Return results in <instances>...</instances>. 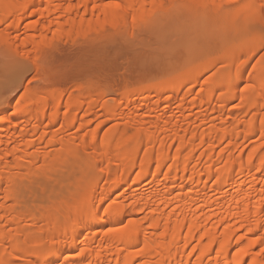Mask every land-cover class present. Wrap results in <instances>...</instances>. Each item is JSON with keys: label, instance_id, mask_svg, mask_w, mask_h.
Here are the masks:
<instances>
[{"label": "bare ground", "instance_id": "obj_1", "mask_svg": "<svg viewBox=\"0 0 264 264\" xmlns=\"http://www.w3.org/2000/svg\"><path fill=\"white\" fill-rule=\"evenodd\" d=\"M192 1L216 20L234 0ZM174 5L168 0H0V26L6 31L0 37L6 47L30 59L39 78L43 75L52 82V74L61 70H55L57 62L54 65L51 58L63 38L110 37L128 28L136 38L144 23H154L162 13L180 19ZM263 5L258 0H235L230 12L251 24ZM26 18L35 20L23 27ZM180 37L169 40L171 44L158 38L164 47L165 41L167 48L172 45L174 59L166 56L171 63L164 64L158 59L157 72L147 66L151 55L143 52L149 60L144 55L148 63L133 68L137 84L132 73L136 71L130 70L135 81L125 77L135 85L125 82L129 87H123L117 98H108L112 90H106L103 77L88 73L84 75L90 79L75 78L73 87L69 85L73 92L69 89L67 94L63 87L43 81V86L28 87L15 101L0 98V123H7L5 133H0V264H264V72H249L245 81L238 76L240 65L229 79L217 68L202 81L214 61L201 66L193 59L201 43ZM260 47L244 57L231 50L227 58H241L243 64ZM24 68L16 62L0 67L1 95L23 79ZM108 70L102 69L107 74ZM150 72L162 75L158 84L151 82ZM234 99L238 105L229 106ZM161 103L163 111L154 113ZM175 103L173 111H164ZM8 105L11 111L6 110ZM234 107L228 121L225 111ZM117 117L126 118V125L105 130L106 122ZM74 128V134L68 132ZM36 141L44 142V149L30 151ZM58 143L60 150L52 151ZM38 162L51 174H64L68 165L80 172L78 184L62 199L61 207L74 199L65 220L56 226L53 220L60 217H50L45 237L21 228L30 207L20 206L25 198L18 179ZM5 225L21 237L11 236ZM20 228L23 233H14Z\"/></svg>", "mask_w": 264, "mask_h": 264}, {"label": "rangeland", "instance_id": "obj_2", "mask_svg": "<svg viewBox=\"0 0 264 264\" xmlns=\"http://www.w3.org/2000/svg\"><path fill=\"white\" fill-rule=\"evenodd\" d=\"M168 1H172L176 4V5H174V8L175 7L177 8V9L175 8V10H174V11L177 10L175 14H177V15L181 14V18L183 15L184 23H183V21H181L182 20L181 18L178 19L176 17V15L174 14V11H173V14L175 15V17H168V15H166V14L163 15V13H162V14H160L161 16H159L155 19L154 23L153 22H149V24L144 23L142 25V31L141 32H140V30L137 31L138 34L136 35V38L134 37L135 33H134V36L132 37V32H131L132 30L130 28H128L129 30L127 29V30L122 31L121 34L118 33V35L115 34V35H112L110 37L109 36L106 37V35L105 36L101 35L100 37L93 36V38L91 36H88V37L87 36H83V37L81 36V37L74 38V39L69 38L70 40L67 38L66 39L63 38L64 39L63 43L61 42L59 48L55 49L54 50L55 52L53 51L54 53L58 54V56L55 54L57 56L56 57L53 54L54 58L53 57L51 58V59H54V60H52L54 65H55V62H57L55 65L56 67L54 66L55 70H61L58 72L55 71L56 75L52 74L53 75L51 77V79L53 78V80H51L52 82L45 81L46 78H44L43 75H41L42 78H39L38 74H41V73L37 72L36 69H34L30 59L29 60L25 59L26 57L22 56L19 52L14 51V49H12V47L8 48L9 45L6 47V45H4L5 43L2 42L3 41L2 37H0V41L2 39V41L0 42V67L2 65L4 66V65L9 64V62L11 64L16 62V63L20 64L21 66L24 65L25 66L24 70H26L25 72L23 70V72H24L22 75L23 79L20 80V82L18 81V82H16L17 84H15V83H14L15 85L12 84L14 86L10 85L11 87L9 86L10 87L9 89H7L8 88L7 87L5 90L1 91L2 95L0 93V96H1L0 98L2 99V96H3V98L6 97L9 99V97H10V99H9L10 101H13V100L15 101L16 99H18V97L23 95L22 93H24V91H26L28 87L29 88H32L34 86L39 87L41 85L43 86L44 84L48 85V83L49 84L51 83L50 85L54 84L56 87H59V88L63 87L62 88V89H64L63 91L65 92V94H67L68 92H71V91L73 92V90H71V88H69L70 87L69 85H71V84H72L71 86L73 87V83H74L73 80H75V78L77 79L75 81L84 80L85 78L88 79L90 76L86 77L87 73L89 75H92L93 77H96V76H94L96 74H99L101 77H103L104 79L101 78L99 75H97L98 78H100L101 80L103 79L106 82V84H107L106 90H110V91L112 90L111 93L108 92L109 93V95H107L108 98H111V97L117 98V96H119L118 94H120V91L122 92V90L125 89L130 84V81H132V82L135 81L137 74L135 75L134 73H137V71L133 70V68L137 69L138 68V67H136L137 64L139 65V68H141L140 66L144 67V65H146V63H148V62L145 63V60L148 59L149 57H151L150 59L152 61V64L150 63L151 62L150 61L149 62L150 65H147V66L150 67L151 69H154V71L157 72V70H158L157 66H160V61H161V64H164L165 62L167 63L168 59H166V56H169L171 59H174L173 55H172V53H174V51H173L174 49L172 50L173 52L171 50H169L172 45L169 48H167L169 46V44H167V42H170L169 40H171L172 42H175V38L178 39V37H180V34H181L180 39L185 37L182 35L184 33L182 31L185 28L187 30H184V31H188V32H185L184 34L186 36H189L188 38H192L194 40L193 43L194 42H198V44L201 43L199 45L200 48L198 46H196L199 48V50L201 49L200 50L201 52L203 50H205V48H206V50L203 51L202 53L199 50L197 51V53H194V52H196L195 50L198 49L196 47H195V50L192 49L193 50L192 53H194V55H193L194 61L195 60H197L196 62L199 61V63H201V66H203L205 68L207 66V63L209 64L210 61H214V63L212 62L213 66L211 67V69L205 70V72L201 78L202 81H204L205 79H208L209 78L208 76L212 75L218 69L223 71V72L225 71V73H223V72L222 73L227 74V79H229V76L230 77L233 76V74L236 70V67H238L239 65L241 67L238 70V76L242 79H245L246 75L249 72H258V73L264 72V5L262 6V9L258 13L259 16H257L255 23L251 22V24H248L249 22L246 19H245L246 20L245 21L243 19L244 18L243 16H241L242 17L241 18L240 16H234L233 14H231L230 10H231V7L233 6V5L231 6V4L235 0L232 3L229 2V4L226 7V10L225 9L221 10L220 15L217 16L216 20L214 19V17H213V19L209 18V17H212L211 15H213V13H210L211 14L210 16L209 15L207 16L206 14L204 15V13H202L203 10H202L201 6L195 5L194 1H192V0H168ZM258 1L264 2V0H258ZM216 15L214 14V16H216ZM166 17H168V19ZM174 18H175V20L177 19L179 21L178 22L179 24L177 23V21L174 20ZM33 20H35V18L34 19L33 18H31V19L26 18L25 20H23L22 26L24 27L26 25V23L28 24V22L33 21ZM185 20H186V24H185ZM174 23L175 24L177 23L178 26H176ZM23 24H25V25H23ZM173 24L175 27H181L182 26L183 29H182V27L180 28L182 31L179 28L173 27ZM171 25H172V28H171ZM179 25H181V26H179ZM189 26H191V27H189ZM194 26H196L198 28L195 29ZM4 27L0 26L1 36L3 35L2 34L3 32H6ZM168 28H170L169 31H168ZM174 28H175V30L179 29V30H176V33L178 31L180 32V34L177 33L178 36H176L177 34L174 33V31H175ZM192 28L195 29L196 31L192 30ZM200 28H202V29H200ZM165 30L167 32H163ZM198 30H199L200 35L202 34V31H204L202 35L205 37H203V36L200 37L202 40L200 38L199 39L196 38V37H199L198 36L199 35ZM171 32H173L171 35L175 34V36L172 37L170 35ZM247 32H249V34H251V35L249 36V34H248V36H247L246 35ZM208 33L210 35H208ZM196 34H198V35L196 36ZM207 35H208V37H206ZM170 37H172V39ZM131 38L133 40H130ZM134 38H135V40H134ZM158 38L166 40L167 42L165 41L164 43H166L165 45H167V46L164 47L163 40L159 41ZM188 38L185 37L184 39L186 40ZM195 38H196V41H195ZM203 38L206 40H204ZM192 39H190L191 42H192ZM65 40H68V41H65ZM145 40H147V42H149V44H147L146 42H144L145 44H141V43H143L141 41H145ZM190 40H187V42ZM197 40H200L201 42L197 41ZM204 42H206V43L204 44ZM130 44H132V45H130ZM146 44L151 45V46H149V50H148V48H146L147 46L144 47ZM170 44H171V42H170ZM202 46H204L203 47L204 49L201 48ZM259 46H261L260 49L256 53H254L248 61H246L243 64L240 62L241 58H235V59H228L227 58V56L229 55V52L231 50H236L235 52H240L239 54H241V57L242 56L244 57V54L247 55L248 53L249 54L252 53V51L255 50L256 48H258ZM140 48H142V49H140ZM137 52H139V53L142 52V53H141V55L138 54L136 56ZM143 52L144 53L147 52L145 54H147V55L150 54L151 56L147 57L145 54H143ZM156 53H157V56L155 55ZM133 55H135L136 57H134ZM144 55L146 56V59H144ZM99 56H100V59L101 58L104 59V60L101 59L102 60L101 64L99 63V62H101V60L98 59ZM105 56H106V58H104ZM138 56H141V59L143 57L144 61L142 62V60H139L140 57L138 59H136ZM55 58H57V59H55ZM155 58L157 60L160 58L163 60L157 61ZM135 59H136V61H135ZM20 60H21V62H20ZM155 60H156V62H155ZM105 61H107V62H105ZM207 61H209V62H207ZM130 62H131V64H130ZM162 62H164V63H162ZM168 62L171 63L170 60ZM103 63H106V65L103 66L102 65ZM199 63H197V64H199ZM177 64H176V66H178ZM27 66H28V68H27ZM103 67L105 68V72H106V69L107 70L109 69L108 74L103 72L104 71ZM98 69H101V70H99L100 72L98 71ZM102 69H103V71H102ZM146 69H147V67H146ZM130 70L136 71V72L131 71L135 75V79H131L129 77V76H132V73L130 72ZM144 70H145V68H144ZM178 70H179V68H178ZM70 71L72 73L75 72V74H72ZM145 71H147V70H145ZM68 72L71 74V76L68 75L69 74ZM127 72H128V74H127ZM110 73L111 74L113 73L112 77H111ZM150 73H151V77H152L151 82L154 81L155 84H158L159 80L161 78L160 76H162V75H160V74L158 75V73L157 74L154 73L155 76H152V72H150ZM84 74H86V76ZM101 74H104L105 76L101 75ZM146 74H145V76H146ZM73 75H74V77H72ZM106 75L108 76L107 79H105L107 77ZM125 75L128 77V80H130V79L131 80L127 82V77H125ZM156 75H158V76H156ZM137 77H138V75H137ZM124 78L126 79V81H124L125 80ZM87 79H85V80H87ZM110 79H111V81H109ZM112 80H113V82H112ZM116 80H118V81H116ZM137 80L138 79H136V81L134 82L135 84H137ZM43 81L47 82V84L44 83ZM245 81H247V80L245 79ZM245 81H242L243 83L241 85V88L244 86ZM125 82L127 84L128 83L129 84L125 85ZM132 82L130 84L131 86H133V84H134ZM38 83H40V84H38ZM118 83H120V84H118ZM35 84H38V85H35ZM109 84H110V87L108 86ZM28 85H30V86H28ZM11 88H13V89H11ZM197 88H200V86H198ZM6 91H7V95L5 96ZM152 93L154 94L155 91L154 90L150 91V95ZM138 103H140V102H137V105H139ZM238 103H239V100L234 99L232 101V103L231 102L229 103V106H237ZM175 105H177V104L175 103L171 107L165 108L164 111H167V112L173 111ZM163 106H165V103H161L158 106V109L156 111H154V113L162 112ZM141 107H142V111H145V109H144L145 106L141 105ZM12 109H13V107H11L9 105L6 106V110L11 111ZM99 110H100L99 112H103L101 109H99ZM127 110H129V109H127ZM234 110H236L235 107L228 109V111L227 110L225 111V113L227 112V114H224V115L227 116L230 114V118H227L228 121L232 120L231 119V115H232L231 112H234ZM263 110H264V108H262L261 113L263 112ZM185 112L189 113L191 111H190V109L189 110L185 109ZM261 113H260V115H261ZM176 114H178V116H180L179 114H181V111L178 109L176 111ZM224 115L222 117H225ZM227 117H229V116H227ZM19 120H21V118ZM125 120H126V118L120 119V117H117L114 120H110L108 123L106 122V124L104 125V129L108 130V128H110V127H114L120 123H124ZM33 121H36V119H33ZM214 122H215V124H218L220 122L219 117L216 118L214 120ZM95 123H97V121H95L92 124V126L96 125ZM124 125H126V123H124ZM6 128H7V123L5 121L1 122L0 123V133L1 132L5 133ZM75 129L76 128H74L68 132H71L72 134H74ZM257 141H258V136L253 138L252 143L256 144ZM36 142H37V144L35 143V146H33V148L31 147L30 151L34 152L37 149L38 150L44 149L43 148L44 142H42V144L40 143V145L38 144V141H36ZM36 145H38L39 147L42 145L40 147L41 149ZM59 145H60L59 143H58V146L56 144L52 151H55V150L59 151L60 150L59 148L61 146V145L60 146ZM64 151H65V149H64ZM236 152H237V150L235 151V153ZM221 162L222 163H220V164H224L225 159L222 160ZM40 163L42 164V162H40ZM71 167H73V166H71ZM65 169L66 170H64V172L62 171V173H64V174H60V173H59V175H56L54 173L51 174V173H49V171L47 169L42 168V170H47V171H42L40 168V164L38 162L36 165H32L30 167L25 168V170H24L25 173H22V175L20 174L21 176L18 179V189L22 194L21 196H23L25 199L21 200L19 203H21L20 206L23 205V203L26 204L25 206H23L24 209H27L28 207H30V208H28V209H30V211L28 212V216H26L24 221H22L23 226H21V228L23 227L22 229L24 231L25 230L26 231L24 232L20 228V230L22 232L20 230L19 231L15 230L14 233L15 232L16 233L17 232H20V233H23V232L26 233L27 232L30 234L31 233L34 234V236L45 237L46 231L43 230L45 227V224L48 220H50V217L55 216V215L60 217L59 219L53 220L55 222L56 226L62 225L63 221L65 220V217L67 216L68 206L70 204H72L74 201V199H69L67 204L65 203L64 206L61 207V205L63 204L62 199L64 197L68 196V194H70V192H71L70 190L74 189L73 187H75V184H78L77 183L79 180L78 177L80 176V172H78L79 168L74 170L73 168H70L68 165V167H65ZM76 170H78V171H76ZM99 172H100V170H99ZM95 173H96V171H94V174ZM38 176H40L41 178ZM32 177H34L35 179ZM37 177L40 179L39 181L37 180ZM11 202L12 201H8V204H10ZM20 206H19V208L22 207V206L21 207ZM25 207H27V208H25ZM58 208H60L62 210L60 213H56V210ZM7 226H9V225H5V228ZM11 228L12 227L9 226L8 228H6V229H8L6 231L11 232L12 233L11 236H13L14 235L13 234L14 229H11ZM9 232H7V233L9 234ZM16 235H19V233H17ZM16 235H14V236L16 237ZM18 237H21V235H19ZM22 237L24 238V236H22Z\"/></svg>", "mask_w": 264, "mask_h": 264}, {"label": "snow or ice", "instance_id": "obj_3", "mask_svg": "<svg viewBox=\"0 0 264 264\" xmlns=\"http://www.w3.org/2000/svg\"><path fill=\"white\" fill-rule=\"evenodd\" d=\"M116 7H119V4H116Z\"/></svg>", "mask_w": 264, "mask_h": 264}]
</instances>
